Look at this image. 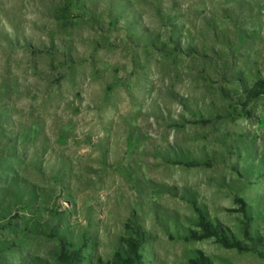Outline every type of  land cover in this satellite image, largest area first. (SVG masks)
Returning <instances> with one entry per match:
<instances>
[{
    "label": "rangeland",
    "instance_id": "rangeland-1",
    "mask_svg": "<svg viewBox=\"0 0 264 264\" xmlns=\"http://www.w3.org/2000/svg\"><path fill=\"white\" fill-rule=\"evenodd\" d=\"M258 81L264 0H0V264H264Z\"/></svg>",
    "mask_w": 264,
    "mask_h": 264
},
{
    "label": "trees",
    "instance_id": "trees-1",
    "mask_svg": "<svg viewBox=\"0 0 264 264\" xmlns=\"http://www.w3.org/2000/svg\"><path fill=\"white\" fill-rule=\"evenodd\" d=\"M264 98V81H258L250 91V99ZM200 225L203 229V236L200 238L216 237L217 240L228 248H235L239 251H245L247 248L240 242L235 240L231 233H226L218 225H214L211 222H207L203 216L200 217ZM247 238L256 246L259 242L257 238L251 236L250 233H246ZM137 239H127L125 245L119 248L116 254L115 264H141L142 255L140 254V248L142 247L143 240L141 235L138 234ZM194 238H197V234L194 233ZM81 250L75 249L71 252L62 253L60 260L62 264H76L80 259ZM192 264H209L208 260L201 256L191 261Z\"/></svg>",
    "mask_w": 264,
    "mask_h": 264
}]
</instances>
